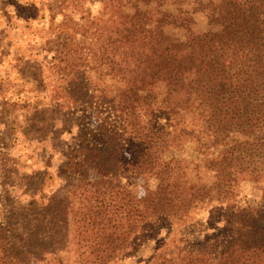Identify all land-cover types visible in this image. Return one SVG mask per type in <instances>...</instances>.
<instances>
[{"label": "trees", "instance_id": "16d2710c", "mask_svg": "<svg viewBox=\"0 0 264 264\" xmlns=\"http://www.w3.org/2000/svg\"><path fill=\"white\" fill-rule=\"evenodd\" d=\"M54 1L41 16V62L25 63L39 71L33 91L47 107L10 99L0 84V185L19 187L6 141L33 129L7 125L22 103L76 127L58 166L67 189L47 200L53 211L40 226L51 232L34 244L14 239L10 216L0 221V264H114L162 226L187 222L215 232L193 245L162 242L149 264H264V191L257 206L235 202L237 182L264 179V0ZM46 173L28 176L35 192ZM126 175L142 179L140 194ZM199 209L205 224L194 222Z\"/></svg>", "mask_w": 264, "mask_h": 264}, {"label": "rangeland", "instance_id": "374dc122", "mask_svg": "<svg viewBox=\"0 0 264 264\" xmlns=\"http://www.w3.org/2000/svg\"><path fill=\"white\" fill-rule=\"evenodd\" d=\"M47 1L50 2L51 7L55 3L54 0H0V84L10 99L18 97L34 105L36 104L35 99H41L42 109L47 107L48 99L43 98V93L33 91L36 88L34 80L39 78V71L27 67L25 63L30 62L37 65L38 62H41L42 55H37L36 52L40 50L44 54L40 43H37V41L43 43L44 31L42 29L45 18H41V16L48 14ZM82 6L84 9L89 8L94 12L99 4L98 2H85ZM20 7L21 10L18 9ZM203 24L202 19H199L198 25L203 26ZM28 39L32 42L26 43ZM32 43H35L36 46L32 47ZM19 48L20 51L17 50ZM30 50L32 52L31 59L26 60L24 63H18L16 57L21 53L30 52ZM15 63L26 66L24 71L15 69L13 67ZM42 76L45 79L47 92H49L52 84L49 71L44 70ZM22 85H24L27 93H20L19 88ZM20 105H18L19 108L15 107L14 114L17 117L9 118L8 121L10 122H7V125L17 128V123L20 127L28 126V128L33 129L28 132L27 136L21 134L20 131L7 134L8 139L6 142L9 144V155L11 159L18 161L22 170L20 168L17 173L16 182L19 187L14 186L9 192H6L8 188L5 183L0 185V221H8L9 217L7 219L5 217L10 216V225L15 233L14 239H17L16 241L24 239V241H31L34 244V237L37 234L45 237L51 232L48 221H46L45 230L40 226L44 218L49 220V216L53 211L52 208L46 211L47 200L56 192H66L67 178L58 177V166L66 159L65 155L69 146H75L76 127L70 126L69 121L65 124L63 115L59 112L47 110L36 113L32 107L21 109ZM75 113L84 124L86 122L94 124L90 115L86 114L89 117L85 119L84 116L86 115L84 113ZM105 116L106 114L101 112L97 117L102 119ZM98 118H96V121H99ZM51 125H54V127H49ZM4 128L5 126L0 122V130L4 131ZM49 161H51V164L47 168L45 163ZM34 171L47 172L43 187L39 192H35V189L39 188L38 183L31 181L28 177ZM2 180L7 181L6 178ZM125 180H128L134 192L137 194L142 192V179L140 177L126 175ZM24 187L29 189L26 195L23 194ZM235 188L236 204L241 207L257 206L262 201L264 179L239 181ZM29 201H34L35 205L28 208ZM194 216V222L198 221L200 224H205L207 216L205 211L199 209ZM225 220L218 226L223 225ZM192 223L187 222L184 225L173 227L170 231L162 226L149 241L135 249L127 258L122 261L119 259L114 264H149L152 255L155 253L156 245L162 242L175 244V241H177L178 245L181 243V245H193L202 240L205 235L215 232L212 229L204 231L202 230L203 227L195 225V223L191 225ZM35 230L38 232L34 233ZM68 245H71V242Z\"/></svg>", "mask_w": 264, "mask_h": 264}]
</instances>
